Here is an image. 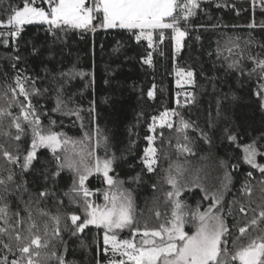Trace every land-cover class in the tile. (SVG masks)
I'll use <instances>...</instances> for the list:
<instances>
[{"label":"trees","instance_id":"1","mask_svg":"<svg viewBox=\"0 0 264 264\" xmlns=\"http://www.w3.org/2000/svg\"><path fill=\"white\" fill-rule=\"evenodd\" d=\"M185 1L165 19L184 29L178 50L170 29L151 45L136 29L104 28L97 0L93 31H0V264H112L104 235L139 243L169 218L173 194L183 219L219 201L226 231L213 264H242L236 247L263 245L264 0H196L186 19ZM56 4L0 0V23L27 5L50 17ZM178 70L192 73L189 95ZM164 112L172 122L154 128L150 169V126ZM112 187L130 198L132 222L85 224Z\"/></svg>","mask_w":264,"mask_h":264},{"label":"rangeland","instance_id":"2","mask_svg":"<svg viewBox=\"0 0 264 264\" xmlns=\"http://www.w3.org/2000/svg\"><path fill=\"white\" fill-rule=\"evenodd\" d=\"M195 1L186 0L182 3L185 19L189 16ZM58 16L59 12L57 13ZM47 17L49 16L44 10L33 6H25L13 15L12 23L18 25V27L14 26L15 28H19V26L24 25L42 24L47 21ZM179 24L180 22L175 20L161 25L175 31L173 36L174 50L180 48L181 38L185 35L184 29L178 28ZM5 33L9 35L15 32ZM140 37L147 39L153 45L152 38L154 36L152 31H143V33H140ZM192 84L191 72L183 70L175 72L174 85L177 91L189 95V88ZM18 86L22 90L21 83ZM171 122V112H164L150 126L151 135L144 154V163L150 169L156 165L155 138L152 134L154 128L170 125ZM106 178L108 179V185L111 186L113 179ZM174 195L176 194L172 195L173 208L169 218L166 219L159 230L142 231L140 235L142 238L139 239L140 242L142 241L139 242L140 244L134 240H118L115 236L104 235L103 241L107 245L105 252L109 254L112 264H121L125 260H129L134 264H213L220 259L222 255H218V253L222 252L221 246L226 226L221 216L219 201L215 200L214 204L207 210L198 211L196 214L183 219L180 202ZM132 214L130 198L121 190L112 187L102 193L101 200L94 199V202H89L88 208L85 210L84 223H92L103 228L106 232H113L128 226L133 220ZM77 219L78 217L73 216L74 222ZM156 239L160 242H157ZM258 242L244 250L236 247L235 253L242 264L255 263L254 251L256 249L262 251L261 257L264 258V240H261L263 245L260 247L257 246ZM261 257L260 259H262ZM217 264H224L223 260H219Z\"/></svg>","mask_w":264,"mask_h":264},{"label":"crops","instance_id":"3","mask_svg":"<svg viewBox=\"0 0 264 264\" xmlns=\"http://www.w3.org/2000/svg\"><path fill=\"white\" fill-rule=\"evenodd\" d=\"M97 2L103 11L104 28L136 29L139 37L143 31H152L154 36L155 30L170 29L161 25L167 23L165 19L172 16L176 10V0H97ZM91 7H95L93 0H57L52 16L47 17V21L42 24L51 27L63 25L73 29L86 27L94 29V9L92 11ZM0 25L18 27L12 23V19Z\"/></svg>","mask_w":264,"mask_h":264},{"label":"built area","instance_id":"4","mask_svg":"<svg viewBox=\"0 0 264 264\" xmlns=\"http://www.w3.org/2000/svg\"><path fill=\"white\" fill-rule=\"evenodd\" d=\"M93 7H91V10L93 11ZM22 29L21 28H14V29H6V28H3V27H1V25H0V31H5V32H19V31H21ZM91 31H93L94 29L93 28H91L90 29ZM186 102H183V104H185ZM177 104V103H176Z\"/></svg>","mask_w":264,"mask_h":264}]
</instances>
